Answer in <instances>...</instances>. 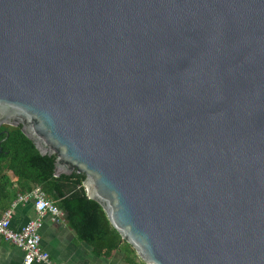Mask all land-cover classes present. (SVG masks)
Segmentation results:
<instances>
[{
  "label": "water",
  "instance_id": "95a60500",
  "mask_svg": "<svg viewBox=\"0 0 264 264\" xmlns=\"http://www.w3.org/2000/svg\"><path fill=\"white\" fill-rule=\"evenodd\" d=\"M1 125L143 264H264V0H0Z\"/></svg>",
  "mask_w": 264,
  "mask_h": 264
},
{
  "label": "trees",
  "instance_id": "16d2710c",
  "mask_svg": "<svg viewBox=\"0 0 264 264\" xmlns=\"http://www.w3.org/2000/svg\"><path fill=\"white\" fill-rule=\"evenodd\" d=\"M2 130L7 131V136L0 134V211L17 195L38 187L62 211V219L80 241L89 245L94 256L108 259L115 252H121L124 264H143L110 225L101 206L86 197L81 181L62 173L54 175V166L19 126H1Z\"/></svg>",
  "mask_w": 264,
  "mask_h": 264
},
{
  "label": "crops",
  "instance_id": "0c3cea01",
  "mask_svg": "<svg viewBox=\"0 0 264 264\" xmlns=\"http://www.w3.org/2000/svg\"><path fill=\"white\" fill-rule=\"evenodd\" d=\"M10 204L8 206L12 210L10 224L13 228L34 218L32 200L16 202L13 206ZM39 235L40 247L49 254L51 264H124V256L121 252H115L108 259L94 256L89 245L80 241L63 219L52 221L49 214H44L42 217ZM0 264H23L21 250L1 237Z\"/></svg>",
  "mask_w": 264,
  "mask_h": 264
},
{
  "label": "built area",
  "instance_id": "2783aa9c",
  "mask_svg": "<svg viewBox=\"0 0 264 264\" xmlns=\"http://www.w3.org/2000/svg\"><path fill=\"white\" fill-rule=\"evenodd\" d=\"M27 200H32V207L35 213L34 218L17 228H13L10 224L12 216L11 207L0 211V237L21 250L23 264L39 262L51 264L49 254L40 247L39 229L42 225L44 214H49L51 220L56 221L62 219L63 213L44 197L38 187L17 195L10 205L13 206L16 202H25Z\"/></svg>",
  "mask_w": 264,
  "mask_h": 264
},
{
  "label": "flooded vegetation",
  "instance_id": "af4514ba",
  "mask_svg": "<svg viewBox=\"0 0 264 264\" xmlns=\"http://www.w3.org/2000/svg\"><path fill=\"white\" fill-rule=\"evenodd\" d=\"M1 126H6V125H1ZM1 126H0V127H1Z\"/></svg>",
  "mask_w": 264,
  "mask_h": 264
},
{
  "label": "rangeland",
  "instance_id": "374dc122",
  "mask_svg": "<svg viewBox=\"0 0 264 264\" xmlns=\"http://www.w3.org/2000/svg\"><path fill=\"white\" fill-rule=\"evenodd\" d=\"M8 175H10L9 173H8ZM11 176V175H10Z\"/></svg>",
  "mask_w": 264,
  "mask_h": 264
}]
</instances>
